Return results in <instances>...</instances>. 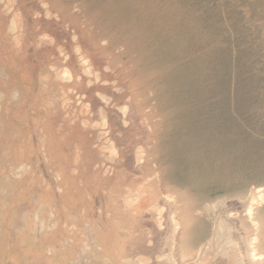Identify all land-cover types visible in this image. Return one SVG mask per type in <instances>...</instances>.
Wrapping results in <instances>:
<instances>
[{"label":"bare ground","instance_id":"1","mask_svg":"<svg viewBox=\"0 0 264 264\" xmlns=\"http://www.w3.org/2000/svg\"><path fill=\"white\" fill-rule=\"evenodd\" d=\"M26 1L0 0L4 41L14 48L0 46V54L19 61L33 40L60 44L62 56L47 61L29 90L18 83L10 91L2 64L0 264H264V181L213 196L169 173L162 139L173 123L159 105L163 67L145 62L110 27L99 30L81 7L37 0L73 29L70 47L61 45L48 25L33 30ZM30 30L39 38L31 40ZM87 158L101 167L97 179H89Z\"/></svg>","mask_w":264,"mask_h":264},{"label":"rangeland","instance_id":"2","mask_svg":"<svg viewBox=\"0 0 264 264\" xmlns=\"http://www.w3.org/2000/svg\"><path fill=\"white\" fill-rule=\"evenodd\" d=\"M27 1L29 22L36 19L33 30L38 32L48 25L58 33L61 45L70 47L73 29L69 24L47 16L37 0ZM62 1L68 10L74 9L76 13L81 7L82 16L95 22L102 32H109L111 28V35L118 39L120 35V39H125L129 45L132 43L130 46L136 53L145 55V62L163 67V72H159L160 76L163 74L160 82L161 86H166L161 90L164 91L160 93L162 103L159 105L163 111H169V114L166 112L169 117L166 124L172 119L169 125L173 123V127L169 130L168 125V136L165 134V139L162 136L161 142L165 146L162 152L166 150L167 154L161 153L163 158L167 156L164 161L175 181L181 180L183 184L200 182L213 196L252 181H264V0ZM3 23H0V46L14 50L6 42L9 36H4L7 32ZM30 24L32 27L33 22ZM31 33L32 30L29 32L31 40L39 38ZM32 43L36 42L32 40ZM32 43L25 45L26 49L18 55L19 61L12 53L13 59L0 54V65L4 63L11 73L7 87H11L10 91L14 87L12 84L18 83L28 90L32 85L36 88L39 74L51 66L47 61L62 56L57 52L60 44L47 48L36 43L38 53H35ZM6 48H2L4 52ZM45 49L48 51L44 52ZM51 49L57 55L49 53ZM1 67L0 74H3L4 65ZM106 84L110 85V82ZM95 96L99 97L97 92L93 93ZM6 99L10 101L9 96ZM110 107L116 110L114 105ZM18 109V105L13 107L14 111ZM83 138L86 140V134ZM84 161L88 162L89 179L100 177L101 167L90 165V158ZM8 166L10 168L11 164ZM100 198L97 196L96 201Z\"/></svg>","mask_w":264,"mask_h":264}]
</instances>
